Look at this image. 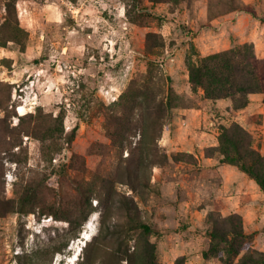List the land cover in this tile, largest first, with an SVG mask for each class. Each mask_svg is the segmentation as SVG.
Listing matches in <instances>:
<instances>
[{
  "label": "rangeland",
  "instance_id": "374dc122",
  "mask_svg": "<svg viewBox=\"0 0 264 264\" xmlns=\"http://www.w3.org/2000/svg\"><path fill=\"white\" fill-rule=\"evenodd\" d=\"M245 44L264 0H0V264H264V189L217 150L237 123L264 155V68L234 96L189 74Z\"/></svg>",
  "mask_w": 264,
  "mask_h": 264
},
{
  "label": "trees",
  "instance_id": "16d2710c",
  "mask_svg": "<svg viewBox=\"0 0 264 264\" xmlns=\"http://www.w3.org/2000/svg\"><path fill=\"white\" fill-rule=\"evenodd\" d=\"M261 68H264V60L256 59L245 44L202 58L198 64L190 66L189 74L191 81L202 85L211 97L234 96L255 90L253 80L256 85L259 84L260 79L256 71L259 69L263 73ZM217 150L224 160L238 164L264 189V155L252 147L250 135L243 127L237 123L228 127L221 126ZM231 219L228 229L216 226L212 228L211 243L209 249L204 251L205 256L209 252L217 255L219 246L223 243V249L228 254H237L242 248L246 237L240 224L234 220L235 217Z\"/></svg>",
  "mask_w": 264,
  "mask_h": 264
},
{
  "label": "bare ground",
  "instance_id": "6f19581e",
  "mask_svg": "<svg viewBox=\"0 0 264 264\" xmlns=\"http://www.w3.org/2000/svg\"><path fill=\"white\" fill-rule=\"evenodd\" d=\"M91 223L92 222H90V220L87 221V227L88 228H91ZM84 233H85V237H88V230L85 229Z\"/></svg>",
  "mask_w": 264,
  "mask_h": 264
}]
</instances>
